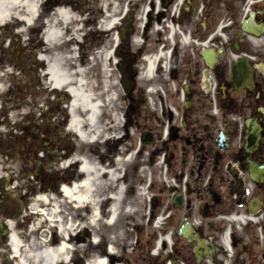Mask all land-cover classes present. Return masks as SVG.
Here are the masks:
<instances>
[{
  "label": "rangeland",
  "instance_id": "rangeland-1",
  "mask_svg": "<svg viewBox=\"0 0 264 264\" xmlns=\"http://www.w3.org/2000/svg\"><path fill=\"white\" fill-rule=\"evenodd\" d=\"M153 4L154 0H0V222L6 219L11 222L24 244L32 236L38 242L43 239L48 248L64 242L66 260L57 264H98L101 259H105L104 264H151L154 243L152 248L140 244V237L153 240L168 231L165 227L152 228L151 219L145 223L149 203L152 215L161 210L159 203L151 204L150 194L162 186L157 178L163 166H156L152 160L150 145H145L134 158L141 143L138 138L147 127L135 130L127 113L129 98L134 99L139 92L150 93L143 59L151 58L152 26L147 32L141 33V30ZM177 4L175 0L173 7ZM14 6L19 9L13 10ZM168 21L165 15L161 16L160 25L164 30ZM119 32L122 36L126 34L123 42V47L128 48L123 52L126 74L137 72L134 80L129 81L123 73L124 66L120 65ZM135 54L141 58L139 67L132 69L128 64ZM57 67L71 75L72 87L82 84L85 91L103 104L93 143L80 140L69 126L63 129L59 147L69 152L63 160L58 158L61 153L54 151L60 129L52 122L58 120V113L51 119L52 114L46 111H65L67 106L70 109L71 97L66 88L52 89L46 74L47 69ZM34 83V90L30 91ZM65 114L69 119L67 111ZM47 127L48 132H53L50 141L38 137ZM24 128L29 135H37L29 144L22 138ZM121 136L125 141L123 146ZM43 140L48 142V147L37 155L42 160L38 163L26 155V150L42 146ZM123 147L124 160L116 159ZM78 159H84L96 170L93 207L89 203H69L59 191L61 185L70 187L83 177L77 168ZM118 166L126 168L125 179L126 182L130 179L133 200L126 211L120 209V212L118 201L108 199V194L120 195ZM149 176L152 185L148 189V203L144 196H138V191ZM108 185L113 188L109 193ZM27 190L33 194L23 202L19 198ZM38 195L48 198V215L39 227H33L39 218L32 214L31 208L36 207ZM94 209L98 215L91 223ZM113 211L115 218L109 222ZM165 249L163 244L160 255L165 256ZM3 252L0 264H16L8 258L5 245ZM169 256H172L170 260H181L178 256Z\"/></svg>",
  "mask_w": 264,
  "mask_h": 264
},
{
  "label": "flooded vegetation",
  "instance_id": "flooded-vegetation-1",
  "mask_svg": "<svg viewBox=\"0 0 264 264\" xmlns=\"http://www.w3.org/2000/svg\"><path fill=\"white\" fill-rule=\"evenodd\" d=\"M156 1L150 93L129 98L127 113L135 130L147 127L154 163L161 156L166 165L171 186L154 190L152 204H160L156 216L171 229V253L183 264H264V0H180L175 7L169 0L170 33L160 30L164 14ZM125 50L120 65L134 80L137 72L126 74ZM140 58L133 55L129 67L138 68ZM60 139L58 132L54 151L63 160L69 152ZM124 154L123 147L116 159ZM117 169L126 211L131 183L126 168ZM232 215L247 220L230 222ZM3 248L0 234V261Z\"/></svg>",
  "mask_w": 264,
  "mask_h": 264
},
{
  "label": "bare ground",
  "instance_id": "bare-ground-1",
  "mask_svg": "<svg viewBox=\"0 0 264 264\" xmlns=\"http://www.w3.org/2000/svg\"><path fill=\"white\" fill-rule=\"evenodd\" d=\"M12 9L18 10L19 8L14 6ZM150 67L151 63L149 61L148 70H150ZM46 74L54 89L65 87L67 93L71 97L70 130L74 131L77 137L83 142L93 141L98 133L97 123L100 112V102L95 100L92 94L85 91L82 84H77L75 87H72L71 83L74 81H72L71 75L62 72L58 67L56 69H47ZM78 162L80 166L79 170L84 175L80 184H73L72 187L61 186L60 193L68 202H74L78 205L89 203L93 207L94 201L91 197L96 170L84 159H79ZM35 201L36 207L31 208L32 214H35L39 219L35 220L33 227H39L41 221L47 219L48 213L46 212V203L48 202V198L44 195H38L35 197ZM97 215V210L94 209L91 214V220L94 221ZM114 215L115 212L113 211L111 219L114 218ZM7 225L10 232L8 238V252L10 258L15 260L16 264H57L59 261L66 260V257L63 255L67 251V245L64 242H61L56 248H48L46 245L44 246L45 241L43 239H41V242H38L36 238L32 236L28 244H24L14 232L12 223L8 221ZM98 264H104V260H99Z\"/></svg>",
  "mask_w": 264,
  "mask_h": 264
},
{
  "label": "water",
  "instance_id": "water-1",
  "mask_svg": "<svg viewBox=\"0 0 264 264\" xmlns=\"http://www.w3.org/2000/svg\"><path fill=\"white\" fill-rule=\"evenodd\" d=\"M243 29H247V28L245 27V25H243ZM237 68H238V67H237ZM237 68H234V70H233V76H234L235 79L238 77Z\"/></svg>",
  "mask_w": 264,
  "mask_h": 264
},
{
  "label": "trees",
  "instance_id": "trees-1",
  "mask_svg": "<svg viewBox=\"0 0 264 264\" xmlns=\"http://www.w3.org/2000/svg\"><path fill=\"white\" fill-rule=\"evenodd\" d=\"M34 85H35V83L32 86H30V91H31V89L33 90Z\"/></svg>",
  "mask_w": 264,
  "mask_h": 264
}]
</instances>
